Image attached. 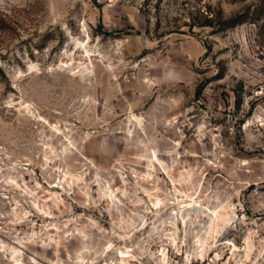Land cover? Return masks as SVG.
<instances>
[{"label":"rangeland","instance_id":"1","mask_svg":"<svg viewBox=\"0 0 264 264\" xmlns=\"http://www.w3.org/2000/svg\"><path fill=\"white\" fill-rule=\"evenodd\" d=\"M199 249L264 264L263 0H0V264Z\"/></svg>","mask_w":264,"mask_h":264},{"label":"built area","instance_id":"2","mask_svg":"<svg viewBox=\"0 0 264 264\" xmlns=\"http://www.w3.org/2000/svg\"><path fill=\"white\" fill-rule=\"evenodd\" d=\"M127 250V249H126ZM203 249H199L197 251L193 252H187L185 251L183 254V257L181 260H176V257H168L167 255L160 259L161 264H170V262H173V264L176 262L178 264H211L212 259H206L203 257L204 252ZM181 254V253H180ZM118 255L116 258H112L110 260L106 261H94L92 264H145L144 261L139 259H130V256H120V252H118ZM158 263V264H159Z\"/></svg>","mask_w":264,"mask_h":264},{"label":"trees","instance_id":"3","mask_svg":"<svg viewBox=\"0 0 264 264\" xmlns=\"http://www.w3.org/2000/svg\"><path fill=\"white\" fill-rule=\"evenodd\" d=\"M263 6H264V0H263ZM238 23H240V21L232 22L231 25L234 26V25H237Z\"/></svg>","mask_w":264,"mask_h":264},{"label":"bare ground","instance_id":"4","mask_svg":"<svg viewBox=\"0 0 264 264\" xmlns=\"http://www.w3.org/2000/svg\"><path fill=\"white\" fill-rule=\"evenodd\" d=\"M215 222V221H214ZM214 224V223H213ZM199 246H203L204 245V243L202 242V241H199ZM124 257V256H123Z\"/></svg>","mask_w":264,"mask_h":264}]
</instances>
